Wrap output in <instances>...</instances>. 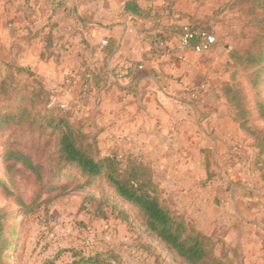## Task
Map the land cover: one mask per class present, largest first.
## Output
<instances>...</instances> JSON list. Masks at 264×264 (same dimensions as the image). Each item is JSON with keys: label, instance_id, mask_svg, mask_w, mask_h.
I'll list each match as a JSON object with an SVG mask.
<instances>
[{"label": "rangeland", "instance_id": "1", "mask_svg": "<svg viewBox=\"0 0 264 264\" xmlns=\"http://www.w3.org/2000/svg\"><path fill=\"white\" fill-rule=\"evenodd\" d=\"M145 7L154 8L156 13L150 10L151 15L163 28L188 23L206 26L217 33L218 44L214 49L188 56L190 65L182 74L187 78L183 98L202 105L211 90L222 99L242 133L229 144L240 142L249 154L245 162L235 163L229 158L230 145H227L228 165L240 167L251 158L246 168L248 181L253 185L247 183L248 188H244L243 196L247 199L243 202L264 208V154L258 146L259 141H264V69L255 72L244 68L232 57L234 52L256 46L252 42L260 31L262 9L253 0H145ZM26 36L23 31L17 37L10 33L12 50L5 52L0 47V207L8 211L10 230H15L8 260L11 264H49L51 261L57 264L99 253L107 264H186L146 230L138 208L118 197L106 179L89 180L78 168L58 163L59 134L51 124V113L45 109L48 93L68 76L81 81L86 72L95 75L96 101L77 111L79 123L75 125L88 140L96 142L102 156L116 155L123 164L137 157L132 147H125V140L129 139L126 135L130 136L125 133L130 130H122L125 115L104 130L97 114L100 100L115 83L111 80H122L123 74L111 73L113 67L106 71L103 64H83L82 51H75L79 63L69 66L67 54L63 56L54 49L48 58L40 56L47 59L40 72L24 67ZM228 85L239 91V108L226 99ZM75 95L76 91H72L65 98ZM133 97L127 98L128 106L139 102L137 94ZM116 124L122 126L119 128ZM203 135L209 137L205 131ZM13 149L28 153L41 166V179L22 163L5 160V151ZM160 189L161 196L171 198L161 186ZM230 229L217 225L212 235L222 239ZM239 229L243 231V240L232 229L221 256L233 264H264V226L244 224Z\"/></svg>", "mask_w": 264, "mask_h": 264}, {"label": "crops", "instance_id": "2", "mask_svg": "<svg viewBox=\"0 0 264 264\" xmlns=\"http://www.w3.org/2000/svg\"><path fill=\"white\" fill-rule=\"evenodd\" d=\"M138 4L145 10L142 16L127 12L124 0H0V47L12 50L10 33L15 37L21 31L27 33L22 65L40 72L47 63L40 58L43 35L50 29L53 49L67 54V65H77L75 51H82L83 64H103L106 71L113 67L111 73L123 74L100 100L97 114L103 129L125 115L126 124H116L130 130L125 132L130 133L128 140L122 137L125 147H132L139 159L152 166L155 181L173 198L176 208L208 235L223 225L230 231L235 228L243 240L239 227L264 226V208L243 202L244 188L247 183L253 185L246 168L251 158L240 167L228 165L227 145L242 135L241 130L216 92L210 90L208 103L202 105L185 101L187 78L182 74L194 52H188L184 60L154 59L152 35L173 37L177 27L163 28L151 15L150 10L156 13L154 8L145 7V0ZM25 6L31 7L28 20L23 17ZM105 39L108 44L102 45ZM134 63L142 67L131 70ZM135 94L139 102L128 106L127 98ZM230 231L215 246L217 254L230 240Z\"/></svg>", "mask_w": 264, "mask_h": 264}, {"label": "trees", "instance_id": "3", "mask_svg": "<svg viewBox=\"0 0 264 264\" xmlns=\"http://www.w3.org/2000/svg\"><path fill=\"white\" fill-rule=\"evenodd\" d=\"M253 1L262 9L261 20L259 21L260 31L252 42L256 43V46L254 48L249 46L242 52H234L232 57L244 68L259 72L264 69V0ZM124 6L125 10L133 15L142 16L145 12L139 6L138 0H124ZM179 30L180 27H177L174 31L179 32ZM164 35V33L152 35L151 45L158 36L164 37ZM43 40L44 48L40 56L41 58H48L50 53H53L52 49L55 45L52 30L49 29L44 32ZM53 93L52 90L48 93L45 109L51 113V124L59 134L58 163L78 168L82 175L89 180L106 179L118 197L138 208L146 230L156 235L169 250L186 264H233L226 257L221 256L223 252L220 255L215 252V246L222 243V239L204 233L176 208L172 198L168 199L161 196L162 190L154 179L153 169L147 163L137 160L138 157H131L123 164L116 155L102 156L96 142L88 140L80 127L75 125V123H79V119L76 118L75 104L65 110L59 106L49 107L48 104ZM226 99L233 106L239 108L238 89L228 85L226 87ZM258 146L259 152L264 154V141H259ZM5 160L8 162L12 160L14 163L20 162L36 174L37 178H42L41 166L22 150H6ZM8 219V211L0 207V264H11L8 255L13 246L12 237L15 235V230H10ZM224 255L226 254L224 253ZM81 263L107 264L99 253L88 257L82 256L80 260L73 262L57 264ZM49 264L56 263L51 261Z\"/></svg>", "mask_w": 264, "mask_h": 264}, {"label": "built area", "instance_id": "4", "mask_svg": "<svg viewBox=\"0 0 264 264\" xmlns=\"http://www.w3.org/2000/svg\"><path fill=\"white\" fill-rule=\"evenodd\" d=\"M31 7L25 6L23 17L29 19ZM107 45L105 39L101 43ZM218 44V35L213 29L206 27H194L191 24H182L179 32L169 37L167 35L158 36L151 45V54L154 59L171 57L181 60L188 52L202 54L212 50ZM141 65L135 63L130 69L141 68ZM118 79L112 80L117 81ZM95 75L93 72L84 73L81 81H77L74 76H68L67 79L58 87L52 89L54 92L49 101V107L59 106L62 109H68L75 104V113L77 111L95 103L94 93ZM205 86V85H203ZM72 91H76L74 98H65ZM73 99V100H72ZM74 101V103H72ZM230 160L233 162H245L248 159V152L245 146L240 142H234L229 147Z\"/></svg>", "mask_w": 264, "mask_h": 264}]
</instances>
